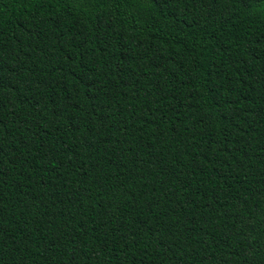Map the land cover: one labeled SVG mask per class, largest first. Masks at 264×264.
I'll list each match as a JSON object with an SVG mask.
<instances>
[{
  "label": "trees",
  "instance_id": "1",
  "mask_svg": "<svg viewBox=\"0 0 264 264\" xmlns=\"http://www.w3.org/2000/svg\"><path fill=\"white\" fill-rule=\"evenodd\" d=\"M0 264H264V0H0Z\"/></svg>",
  "mask_w": 264,
  "mask_h": 264
}]
</instances>
